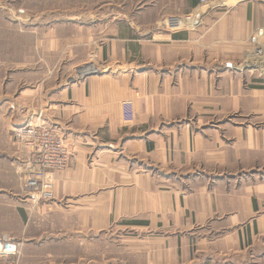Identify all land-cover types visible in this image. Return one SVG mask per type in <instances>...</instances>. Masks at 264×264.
Returning <instances> with one entry per match:
<instances>
[{"label": "crops", "instance_id": "crops-1", "mask_svg": "<svg viewBox=\"0 0 264 264\" xmlns=\"http://www.w3.org/2000/svg\"><path fill=\"white\" fill-rule=\"evenodd\" d=\"M93 9L87 35L60 24L39 42L69 72L97 43L108 65L50 82L43 95L46 120L74 145L58 199L70 197L90 231L121 232L117 255L88 264H264V76L239 65L264 28V0H99ZM171 14H194L197 25L170 31ZM128 99L132 124L122 119Z\"/></svg>", "mask_w": 264, "mask_h": 264}, {"label": "rangeland", "instance_id": "rangeland-1", "mask_svg": "<svg viewBox=\"0 0 264 264\" xmlns=\"http://www.w3.org/2000/svg\"><path fill=\"white\" fill-rule=\"evenodd\" d=\"M97 1L0 0V210L5 213L4 218L0 214V242L6 243L4 235L12 237L15 250V254H7L0 248V255H9L12 264H88L93 254L101 259L119 253L121 232L90 231L73 213L70 197L58 199L55 193L51 201L37 200L24 189L25 174L30 172L28 158L16 154L21 145L13 131L20 123L35 121L40 111L47 121L44 108L52 101L43 95L48 83L61 78L66 83L81 79L84 76L80 68L89 63L98 67V72L108 69L107 62L99 56L98 43L85 50L84 64L70 72L65 57H43L42 50L45 56L48 51L39 44L40 37L46 38L60 24L67 26L66 32L87 35L84 31L90 28V13ZM258 17L264 18L262 14ZM250 58L255 57L246 56L239 65L256 76H264V63L256 62L258 67L248 65L255 64ZM31 89L34 95L26 96ZM50 125L57 128L51 122ZM63 134L73 151V143ZM24 252L32 257L26 262Z\"/></svg>", "mask_w": 264, "mask_h": 264}, {"label": "built area", "instance_id": "built-area-1", "mask_svg": "<svg viewBox=\"0 0 264 264\" xmlns=\"http://www.w3.org/2000/svg\"><path fill=\"white\" fill-rule=\"evenodd\" d=\"M211 0H200V5L205 6ZM165 27L170 31H178L185 28H193L197 25L194 14H171L164 21ZM248 56L255 62L248 65L258 67L256 62L264 63V28H258L249 38ZM260 61H259V60ZM258 60V61H257ZM94 71L100 69L94 64L86 65ZM43 112L35 121L20 123L14 128V137L21 145V149L27 156V167L30 172L25 174L24 189L35 195L37 200L51 201L55 198V174L59 170L67 168L70 164L73 151L70 148L63 132L50 125L43 119ZM137 116L136 106L132 99L122 103V119L126 124L135 122ZM34 168V170H33ZM32 169V170H31ZM4 244L7 254H15L12 238L4 235ZM10 245V247H8ZM8 247V248H7ZM16 248V247H15Z\"/></svg>", "mask_w": 264, "mask_h": 264}, {"label": "water", "instance_id": "water-1", "mask_svg": "<svg viewBox=\"0 0 264 264\" xmlns=\"http://www.w3.org/2000/svg\"><path fill=\"white\" fill-rule=\"evenodd\" d=\"M80 71H81L80 74L83 75V76H88V75L97 73V71H94V70H92V69H90L89 67H86V66L80 68Z\"/></svg>", "mask_w": 264, "mask_h": 264}, {"label": "bare ground", "instance_id": "bare-ground-1", "mask_svg": "<svg viewBox=\"0 0 264 264\" xmlns=\"http://www.w3.org/2000/svg\"><path fill=\"white\" fill-rule=\"evenodd\" d=\"M247 56V55H246ZM248 62V61H247ZM247 64V63H246ZM9 247H10V245H9ZM8 248V247H7Z\"/></svg>", "mask_w": 264, "mask_h": 264}]
</instances>
